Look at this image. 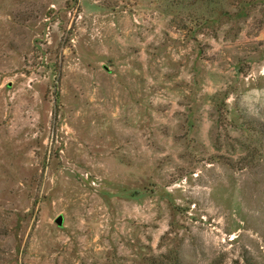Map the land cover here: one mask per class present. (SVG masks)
<instances>
[{
  "label": "rangeland",
  "instance_id": "374dc122",
  "mask_svg": "<svg viewBox=\"0 0 264 264\" xmlns=\"http://www.w3.org/2000/svg\"><path fill=\"white\" fill-rule=\"evenodd\" d=\"M0 264H264V0H0Z\"/></svg>",
  "mask_w": 264,
  "mask_h": 264
},
{
  "label": "water",
  "instance_id": "95a60500",
  "mask_svg": "<svg viewBox=\"0 0 264 264\" xmlns=\"http://www.w3.org/2000/svg\"><path fill=\"white\" fill-rule=\"evenodd\" d=\"M55 222L57 223V225H61V224H62V217L59 216V217L56 219Z\"/></svg>",
  "mask_w": 264,
  "mask_h": 264
}]
</instances>
